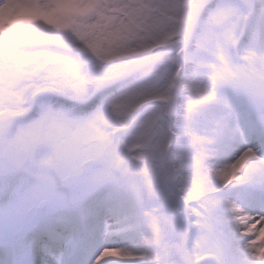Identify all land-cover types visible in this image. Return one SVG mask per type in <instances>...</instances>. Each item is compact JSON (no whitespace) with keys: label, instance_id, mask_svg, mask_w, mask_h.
Here are the masks:
<instances>
[{"label":"snow or ice","instance_id":"6c2138e0","mask_svg":"<svg viewBox=\"0 0 264 264\" xmlns=\"http://www.w3.org/2000/svg\"><path fill=\"white\" fill-rule=\"evenodd\" d=\"M0 264H264V0H0Z\"/></svg>","mask_w":264,"mask_h":264},{"label":"rangeland","instance_id":"374dc122","mask_svg":"<svg viewBox=\"0 0 264 264\" xmlns=\"http://www.w3.org/2000/svg\"><path fill=\"white\" fill-rule=\"evenodd\" d=\"M260 227V225H257V228H259ZM107 259V258H106Z\"/></svg>","mask_w":264,"mask_h":264}]
</instances>
